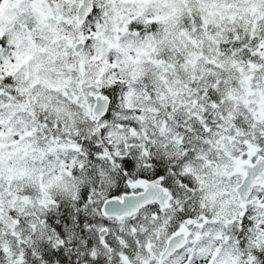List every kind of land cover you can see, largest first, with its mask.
<instances>
[{
    "label": "snow or ice",
    "instance_id": "snow-or-ice-1",
    "mask_svg": "<svg viewBox=\"0 0 264 264\" xmlns=\"http://www.w3.org/2000/svg\"><path fill=\"white\" fill-rule=\"evenodd\" d=\"M0 264H264V0H0Z\"/></svg>",
    "mask_w": 264,
    "mask_h": 264
}]
</instances>
